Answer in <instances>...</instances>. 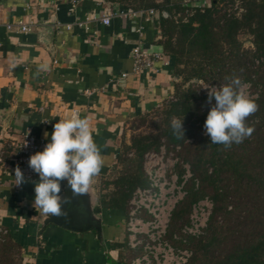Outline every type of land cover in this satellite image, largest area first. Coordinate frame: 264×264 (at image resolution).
<instances>
[{"label": "crops", "instance_id": "crops-1", "mask_svg": "<svg viewBox=\"0 0 264 264\" xmlns=\"http://www.w3.org/2000/svg\"><path fill=\"white\" fill-rule=\"evenodd\" d=\"M128 11L136 10L121 0H76L74 6L69 0H0V228L20 246L16 264H128L132 257L124 213L102 206L100 184L119 168L128 123L171 99L177 79L172 59L156 44L157 13L117 15ZM105 15L108 26L99 21ZM18 21L33 26L25 34L6 30ZM137 45L162 53L168 65L132 74ZM75 111L89 120L105 158L88 193L90 208L99 210V230L80 228L71 209L77 229L44 225L47 216L33 206L34 181L15 185L17 144L25 135L49 142L53 125Z\"/></svg>", "mask_w": 264, "mask_h": 264}, {"label": "trees", "instance_id": "trees-1", "mask_svg": "<svg viewBox=\"0 0 264 264\" xmlns=\"http://www.w3.org/2000/svg\"><path fill=\"white\" fill-rule=\"evenodd\" d=\"M121 1L133 10L157 13L156 44L172 59L177 82L158 120H150L155 134L134 133L148 114L131 121L140 123L130 126L128 144L122 139L117 156L122 170L109 183L112 190L102 194V206L125 216L133 190L145 185L144 154L158 150L164 140L169 147L179 146L177 155L192 174L172 213L166 239L179 245L173 235L188 223L192 205L208 197L212 212L204 234L186 242L192 252L187 264H264V0H208L207 6L192 8L183 0ZM235 6L239 13L233 11ZM241 33L251 36L252 48H244L238 39ZM232 77L241 85L250 84L259 110L247 119L254 127L251 137L226 149L205 135L204 123L216 102L213 98L209 104L208 95L193 82L223 85ZM173 118L183 119L185 139L173 134ZM19 247L8 233L2 235L0 264H16Z\"/></svg>", "mask_w": 264, "mask_h": 264}, {"label": "built area", "instance_id": "built-area-1", "mask_svg": "<svg viewBox=\"0 0 264 264\" xmlns=\"http://www.w3.org/2000/svg\"><path fill=\"white\" fill-rule=\"evenodd\" d=\"M69 2L74 6L76 0H69ZM183 3L191 8L204 7L208 5V0H183ZM233 11L239 13L240 9L235 6ZM145 13L153 15L154 10L128 11L117 13V15L141 17ZM110 18L109 15H105L99 21L108 26ZM32 26V23L18 21L6 24L5 28L8 31L25 34L31 30ZM131 59L132 74L153 70L156 63L168 65V58L165 55L160 52H148L141 45L132 49ZM121 77L124 79L127 74L124 73ZM196 83L199 91L205 95H208L206 87L220 86L204 85L200 81ZM241 87L246 94L256 97L251 94L249 83H244ZM75 113L77 112H73ZM47 143L44 139L25 135L17 144L14 174L16 166L19 165L26 181L39 180L38 174L29 168L28 159L37 151H43ZM178 151L179 146L169 147L162 140L158 150L146 152L143 156L142 172L145 185L133 190L124 218L126 247L132 254L128 264H187L192 256L191 250L185 246L188 238H198L205 232L213 208V203L208 197L192 205L188 223L180 229L178 234L173 235L172 240L179 245L175 246L166 239L172 213L183 200L186 194V182L192 177L189 165L179 158ZM6 233V230L0 228V241L2 235Z\"/></svg>", "mask_w": 264, "mask_h": 264}, {"label": "clouds", "instance_id": "clouds-1", "mask_svg": "<svg viewBox=\"0 0 264 264\" xmlns=\"http://www.w3.org/2000/svg\"><path fill=\"white\" fill-rule=\"evenodd\" d=\"M227 79L229 82L223 85L206 87L208 103L211 104L213 98L216 103L204 123L205 135L211 143L226 149L251 137L254 127L247 124V119L259 110L258 97L246 94L239 78ZM171 128L178 139H185L183 119L173 118ZM44 137L48 139L49 133L45 132ZM104 165L105 158L94 140L89 120L79 113L59 119L43 151H37L28 159L29 168L39 176V180L33 182V206L47 217H67L62 205L71 203V199L60 195L62 182H67L73 197L88 194ZM14 176L17 186L27 182L19 165Z\"/></svg>", "mask_w": 264, "mask_h": 264}, {"label": "water", "instance_id": "water-1", "mask_svg": "<svg viewBox=\"0 0 264 264\" xmlns=\"http://www.w3.org/2000/svg\"><path fill=\"white\" fill-rule=\"evenodd\" d=\"M62 194L64 195V197L71 199V203H64L62 205L63 210L68 213V211L71 209L74 210L73 211L74 213H77L75 217L79 218L81 221L79 226L80 228L81 227L95 228L99 230V226H98L99 220L96 216L99 213V210L98 209L93 210L92 208H90L88 204L89 194L73 197L72 191L68 186L63 192H61L60 195ZM63 218H66V220H63ZM73 221L74 219L71 216L69 217L50 216L45 219L44 225L48 223H53L58 226H65L71 229H77L76 226H71ZM79 227L78 229H80Z\"/></svg>", "mask_w": 264, "mask_h": 264}, {"label": "rangeland", "instance_id": "rangeland-1", "mask_svg": "<svg viewBox=\"0 0 264 264\" xmlns=\"http://www.w3.org/2000/svg\"><path fill=\"white\" fill-rule=\"evenodd\" d=\"M238 39L244 44V48H252L251 44H250L251 36L249 34L241 33V34H239ZM196 82H198V81H195L193 83H195L197 85ZM201 82L204 85H210V84H207V83H205L203 81H201ZM211 85H213V84H211ZM161 108L162 107L158 108V110L150 112V114H148L149 119L147 118V121L144 124L139 125L137 127V129L134 131V133H136V134H138V133L139 134H155L156 130L154 129L153 125L150 123V120H152V121L158 120L157 116H160ZM138 123H140V122H134V121L131 122L130 121L128 123V128H130V126L132 127V124L136 126V125H138ZM132 129H130V131H129L130 132L129 136L132 135V133H133ZM129 140H130V137H129L128 141ZM121 170H122L121 167H119L118 169H115L114 170L115 172L110 174L105 181H101V184H100V189L101 190H100V192H98L100 197H102V194H105L106 192H110L112 190V184H109V183L112 180H114L117 176H119V173H120ZM144 180H145V178H144ZM122 226H124V223H123Z\"/></svg>", "mask_w": 264, "mask_h": 264}, {"label": "flooded vegetation", "instance_id": "flooded-vegetation-1", "mask_svg": "<svg viewBox=\"0 0 264 264\" xmlns=\"http://www.w3.org/2000/svg\"><path fill=\"white\" fill-rule=\"evenodd\" d=\"M75 219H77V218L75 217Z\"/></svg>", "mask_w": 264, "mask_h": 264}]
</instances>
